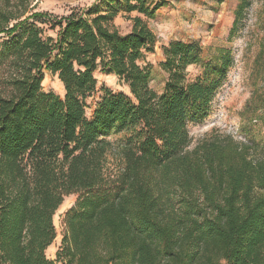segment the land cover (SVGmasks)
<instances>
[{
	"label": "trees",
	"instance_id": "1",
	"mask_svg": "<svg viewBox=\"0 0 264 264\" xmlns=\"http://www.w3.org/2000/svg\"><path fill=\"white\" fill-rule=\"evenodd\" d=\"M32 1L0 0V264H264V133L243 146L217 136L193 145L189 132L210 115L232 50L170 43L157 93L142 61L155 53L149 21L164 2L98 0L24 17ZM257 3L264 30V0H240L229 42ZM99 69L130 95L103 87L88 117ZM47 73L63 98L44 90ZM257 110L264 119V96ZM72 195L52 261L54 216Z\"/></svg>",
	"mask_w": 264,
	"mask_h": 264
},
{
	"label": "rangeland",
	"instance_id": "2",
	"mask_svg": "<svg viewBox=\"0 0 264 264\" xmlns=\"http://www.w3.org/2000/svg\"><path fill=\"white\" fill-rule=\"evenodd\" d=\"M98 0H34L28 6L24 17L33 13L46 12L57 17L67 16L74 9L91 7ZM154 4L164 2L149 27L157 37L154 54H147L142 61L143 67L152 71L151 88L161 93L167 74L160 65L165 61L163 48L170 43L199 41L207 50V56L221 48L232 50L234 65L228 73L227 81L221 87L211 108L210 115L203 121L189 126L193 145L211 137H229L236 144L248 146L250 141H259L264 133V119L259 108V100L264 96L260 71L264 66V30L259 23L262 12L260 4L247 12L242 20L240 31L232 42L228 41L234 22V14L240 0H150ZM135 16V15H133ZM115 25L125 34L132 29L131 22L122 16L115 19ZM48 36L55 37L49 31ZM190 78H195L197 69H188ZM264 73V69H262ZM95 77L98 81L97 92L88 103L87 116L91 117L97 102L102 96L101 89L108 88L115 93L130 95L128 87L122 85L114 75L103 74L100 69ZM42 84L46 92H53L61 98L65 91L57 79L47 73ZM114 135L112 141L121 138ZM116 159L109 158L108 167L116 169ZM78 197H67L54 216L57 238L47 250V257L57 260L61 245V222L64 214L77 203Z\"/></svg>",
	"mask_w": 264,
	"mask_h": 264
},
{
	"label": "crops",
	"instance_id": "3",
	"mask_svg": "<svg viewBox=\"0 0 264 264\" xmlns=\"http://www.w3.org/2000/svg\"><path fill=\"white\" fill-rule=\"evenodd\" d=\"M129 32H126L125 34H128Z\"/></svg>",
	"mask_w": 264,
	"mask_h": 264
}]
</instances>
